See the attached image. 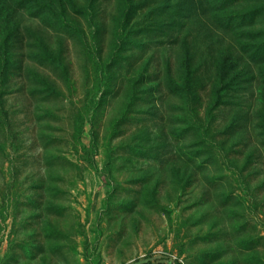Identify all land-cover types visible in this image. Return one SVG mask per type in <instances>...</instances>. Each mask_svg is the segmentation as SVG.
Returning <instances> with one entry per match:
<instances>
[{"label":"rangeland","instance_id":"374dc122","mask_svg":"<svg viewBox=\"0 0 264 264\" xmlns=\"http://www.w3.org/2000/svg\"><path fill=\"white\" fill-rule=\"evenodd\" d=\"M0 264H264V0H0Z\"/></svg>","mask_w":264,"mask_h":264}]
</instances>
